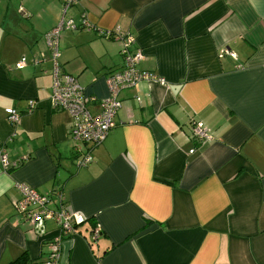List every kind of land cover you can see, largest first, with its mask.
<instances>
[{
  "label": "crops",
  "instance_id": "obj_1",
  "mask_svg": "<svg viewBox=\"0 0 264 264\" xmlns=\"http://www.w3.org/2000/svg\"><path fill=\"white\" fill-rule=\"evenodd\" d=\"M65 2L0 0V145L17 162H0V264H44L58 236L54 220L39 232L18 215L21 184L51 209L58 191L83 219L58 264H264V0H75L63 14ZM62 18L73 28L56 61L96 97L92 113L123 64L121 40L102 32L131 36L136 69L164 80L120 93L115 126L80 167L86 146L50 103L44 34ZM193 120L209 140L192 137Z\"/></svg>",
  "mask_w": 264,
  "mask_h": 264
},
{
  "label": "built area",
  "instance_id": "obj_2",
  "mask_svg": "<svg viewBox=\"0 0 264 264\" xmlns=\"http://www.w3.org/2000/svg\"><path fill=\"white\" fill-rule=\"evenodd\" d=\"M75 0H66L63 14ZM85 26H90L83 20ZM73 28L71 19L63 20L44 34L46 45L51 51L53 60L52 86L50 103L53 109L64 110L72 118L69 128V136L76 143L86 146V152L76 158L78 167L84 166L92 161L91 150L101 144L107 137L109 131L115 126L114 116L121 107L120 93L125 89L134 88L142 80H157L163 83L162 78H155L147 72H139L136 65L144 58L141 49L132 47L134 40L131 36L121 37L119 30L102 32L106 38L113 37L121 40L120 54L123 57L122 68L109 73L105 78L107 95L99 99V111L92 113L87 105L95 101V96L85 94L84 88L78 83L76 78L68 74H62L59 70L56 58L58 56V38L63 29ZM44 57V55H43ZM27 63L25 57L16 62L15 66L22 69ZM35 106L33 100L29 101V111ZM6 118L11 124L18 123L20 114L14 108L5 109ZM192 137L198 142L209 140L210 136L203 122L191 121ZM193 152V149L190 150ZM0 162L4 170L15 167L17 162L8 160L5 149L0 145ZM20 197L16 202V210L19 216L29 224L34 230H43L44 222L52 219L57 224L58 236L50 242L49 257L44 264H58L60 254V242L64 237L73 233L74 225L83 222L81 216L71 214L68 210L64 197L56 192L57 207H48L49 197L40 194L34 188L27 185H18Z\"/></svg>",
  "mask_w": 264,
  "mask_h": 264
},
{
  "label": "trees",
  "instance_id": "obj_3",
  "mask_svg": "<svg viewBox=\"0 0 264 264\" xmlns=\"http://www.w3.org/2000/svg\"><path fill=\"white\" fill-rule=\"evenodd\" d=\"M19 261H21V257L14 260L13 262H11L10 264H19Z\"/></svg>",
  "mask_w": 264,
  "mask_h": 264
}]
</instances>
